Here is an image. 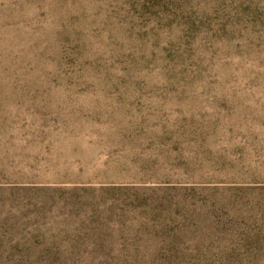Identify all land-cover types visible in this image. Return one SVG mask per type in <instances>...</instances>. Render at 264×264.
Wrapping results in <instances>:
<instances>
[{
  "label": "rangeland",
  "instance_id": "1",
  "mask_svg": "<svg viewBox=\"0 0 264 264\" xmlns=\"http://www.w3.org/2000/svg\"><path fill=\"white\" fill-rule=\"evenodd\" d=\"M0 264H264V0H0Z\"/></svg>",
  "mask_w": 264,
  "mask_h": 264
}]
</instances>
